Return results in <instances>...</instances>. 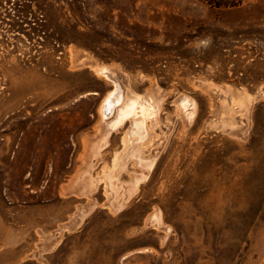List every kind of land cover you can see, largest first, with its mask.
I'll use <instances>...</instances> for the list:
<instances>
[{
    "label": "rangeland",
    "instance_id": "374dc122",
    "mask_svg": "<svg viewBox=\"0 0 264 264\" xmlns=\"http://www.w3.org/2000/svg\"><path fill=\"white\" fill-rule=\"evenodd\" d=\"M217 1L235 5L0 0V264H24L32 224L68 211L64 180L97 179L102 201L110 171L136 192L92 211L51 264H264V0ZM82 57L123 96L104 121L114 84ZM102 127L151 137L91 158L83 135Z\"/></svg>",
    "mask_w": 264,
    "mask_h": 264
},
{
    "label": "crops",
    "instance_id": "0c3cea01",
    "mask_svg": "<svg viewBox=\"0 0 264 264\" xmlns=\"http://www.w3.org/2000/svg\"><path fill=\"white\" fill-rule=\"evenodd\" d=\"M124 119L123 117L122 121ZM109 120L111 121V119H107L106 124L110 123ZM131 123H133V120ZM112 130L110 127L106 129L102 127L97 133L89 132L84 134L85 153L91 158L98 157L100 154L108 156L116 155L118 157L135 156V153L136 155L139 154V145L142 146L148 143L151 137L149 130H147L141 136L137 135L138 138H134V141H132L129 139L131 129H128V132L117 134L112 132ZM111 173L110 171L108 178L105 180L107 195L103 197L102 201L92 196V190L95 188L96 183H98L97 179L86 181V177H83L82 173H78L74 174V177L72 176L62 182L59 188L63 198L66 199V204H68L66 207L68 211L61 215H45L47 217L41 215L40 220L38 219V221L32 224V229L35 228L36 230L35 235L37 238L31 249L22 253L21 256L24 258V264L28 262H31V264H51L47 260L46 255L57 251L66 236L80 232L85 222L92 216L90 215L92 211L100 208L102 203H104L102 208L112 213L118 212L126 205V202L136 192V184L138 182L137 180L135 182L132 180V182H128L121 189V185L118 186L109 177ZM148 215V221L151 224L158 218V214L153 212H149ZM34 259L38 261H34ZM7 264L17 263L13 260Z\"/></svg>",
    "mask_w": 264,
    "mask_h": 264
},
{
    "label": "bare ground",
    "instance_id": "6f19581e",
    "mask_svg": "<svg viewBox=\"0 0 264 264\" xmlns=\"http://www.w3.org/2000/svg\"><path fill=\"white\" fill-rule=\"evenodd\" d=\"M81 65L89 66L91 71L95 75L101 76L114 84L113 89L106 94V96L103 98L98 108L99 114L102 117V121H104L106 117H109L112 114V110H114V107L117 104H120L123 102V99H122L123 96L121 95V91L119 89L117 81L115 80V77L113 74L114 72L111 70V68L104 66V65L94 63L91 59L85 58V57H82Z\"/></svg>",
    "mask_w": 264,
    "mask_h": 264
},
{
    "label": "trees",
    "instance_id": "16d2710c",
    "mask_svg": "<svg viewBox=\"0 0 264 264\" xmlns=\"http://www.w3.org/2000/svg\"><path fill=\"white\" fill-rule=\"evenodd\" d=\"M205 3L209 5H215V6H233L235 5L234 1H225V2H219L217 0H203Z\"/></svg>",
    "mask_w": 264,
    "mask_h": 264
}]
</instances>
